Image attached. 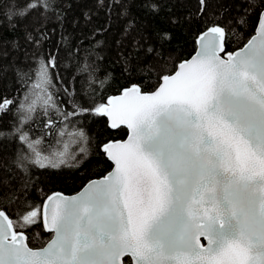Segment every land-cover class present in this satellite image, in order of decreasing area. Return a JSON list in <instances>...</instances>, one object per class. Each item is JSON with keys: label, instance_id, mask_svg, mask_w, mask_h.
Masks as SVG:
<instances>
[{"label": "snow or ice", "instance_id": "1", "mask_svg": "<svg viewBox=\"0 0 264 264\" xmlns=\"http://www.w3.org/2000/svg\"><path fill=\"white\" fill-rule=\"evenodd\" d=\"M0 264H264V0H0Z\"/></svg>", "mask_w": 264, "mask_h": 264}, {"label": "trees", "instance_id": "2", "mask_svg": "<svg viewBox=\"0 0 264 264\" xmlns=\"http://www.w3.org/2000/svg\"><path fill=\"white\" fill-rule=\"evenodd\" d=\"M153 23L156 24L157 27H167V25L163 22V20H155ZM242 46V45H241ZM172 47L176 50H178L180 53L183 54V58H188L193 52L195 48L194 44V35L189 33V32H178L176 35V38L172 42ZM237 47L236 43H233L230 46L229 50H234ZM83 55V54H81ZM79 56L75 59L72 57L64 58L61 60L60 68L54 69L52 72L53 75V84L55 85V88L52 89L53 93L56 94V89H59L61 87V82L56 79V74L61 73L63 76L68 77V74L71 72L73 74L77 73V70L80 66L79 63ZM111 67V63L107 65ZM119 69H116V82L117 83H122L123 82V77L120 76L119 74ZM34 78V77H33ZM87 83L84 84L85 90H87ZM8 88L11 90L12 84L11 82L8 83ZM16 90L19 92V96L22 98L24 95V92L26 91V88H24L22 85L19 83L16 85ZM107 95H112L115 94L113 90H109ZM56 99L57 102L59 103L61 108H68L69 106L64 103V100L66 99L63 96H60L59 94H56ZM36 112L34 114V120L31 123V131L30 135L32 136L33 139H37L38 137L43 136V144L41 145V148L47 152L51 151L53 148L57 147H63L64 144L66 143L70 149L76 150L77 145L73 142V139L71 137H64L62 138V143L57 144L56 139L52 135H45L44 129L42 127L44 120L46 117L43 115V103L42 101H37L35 104ZM70 110V109H69ZM50 115H52L50 113ZM53 118H55L53 116ZM59 127V124L57 125ZM88 131V129H85ZM100 132V129L96 126L93 128V132L90 134H97ZM113 137L116 139H122L124 138L123 133H116L113 132L111 133ZM36 171H39L37 169ZM103 173V170L101 168H98L96 166H93L87 170H82L78 173H75L71 178L63 181V182H58L55 185H49L48 187H44L43 185L41 186L44 189V193L50 194L51 192L54 191H60L65 194L73 193L77 191L85 182L92 178L99 177ZM38 195H43V193H38ZM39 229H34L33 233L31 235L32 239V246H40L42 241H46L50 237L48 235H43L39 236L37 233H39Z\"/></svg>", "mask_w": 264, "mask_h": 264}, {"label": "water", "instance_id": "3", "mask_svg": "<svg viewBox=\"0 0 264 264\" xmlns=\"http://www.w3.org/2000/svg\"><path fill=\"white\" fill-rule=\"evenodd\" d=\"M194 53V52H193ZM192 53V54H193ZM95 179H99V177H96V178H92V180H95ZM88 182V181H87ZM87 182H85L77 191H75V192H73V193H69V194H65V193H63V192H60V191H54V192H60V193H63L65 196H73V195H75L76 193H78L82 188H83V186L85 185V184H87ZM52 193V192H51ZM50 193V194H51ZM49 194V195H50Z\"/></svg>", "mask_w": 264, "mask_h": 264}]
</instances>
